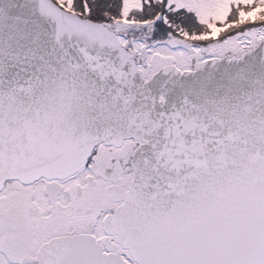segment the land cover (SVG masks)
<instances>
[{
  "label": "snow or ice",
  "instance_id": "snow-or-ice-1",
  "mask_svg": "<svg viewBox=\"0 0 264 264\" xmlns=\"http://www.w3.org/2000/svg\"><path fill=\"white\" fill-rule=\"evenodd\" d=\"M0 264H264V0H0Z\"/></svg>",
  "mask_w": 264,
  "mask_h": 264
}]
</instances>
